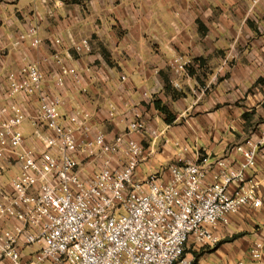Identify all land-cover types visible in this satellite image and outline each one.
Returning a JSON list of instances; mask_svg holds the SVG:
<instances>
[{"label": "crops", "instance_id": "0c3cea01", "mask_svg": "<svg viewBox=\"0 0 264 264\" xmlns=\"http://www.w3.org/2000/svg\"><path fill=\"white\" fill-rule=\"evenodd\" d=\"M251 1L0 0V90L5 75L22 71L25 61L49 75L51 55L88 40L90 54L72 53L67 63L82 74L86 92L71 84L56 90L48 82L67 101L65 115L78 109L93 114V124L111 140L125 133L138 109L162 135L154 143L134 137L143 147L135 180L153 173L168 179L181 155L208 169L209 181L217 160L238 163L231 150L264 133V0ZM30 25L38 29V49L30 47ZM175 57L187 63L185 72L174 69ZM156 101L173 116L171 124ZM31 132L25 126V134ZM253 174L263 180L261 207L243 209L220 225L216 246L187 253L193 264H264V149ZM258 243L262 258L253 261Z\"/></svg>", "mask_w": 264, "mask_h": 264}, {"label": "built area", "instance_id": "2783aa9c", "mask_svg": "<svg viewBox=\"0 0 264 264\" xmlns=\"http://www.w3.org/2000/svg\"><path fill=\"white\" fill-rule=\"evenodd\" d=\"M27 35L38 49L36 25ZM64 52L51 55L49 75L25 61L22 71L5 75L0 90V262L193 264L187 250L216 246L220 225L243 209L261 207L263 180L253 171L264 133L231 150L238 163L217 160L209 181L208 169L181 155L168 179L153 173L137 181L143 147L134 137L154 143L162 134L138 109L125 133L111 140L93 124V114L78 109L66 116L67 101L48 82L56 90L71 84L86 92L82 74L67 63L72 53L90 54L91 47L83 40ZM171 64L186 71L182 57ZM25 126L32 130L28 136ZM9 170L15 173L7 178ZM27 248L34 250L25 253ZM262 251L256 244L251 259L259 261Z\"/></svg>", "mask_w": 264, "mask_h": 264}, {"label": "trees", "instance_id": "16d2710c", "mask_svg": "<svg viewBox=\"0 0 264 264\" xmlns=\"http://www.w3.org/2000/svg\"><path fill=\"white\" fill-rule=\"evenodd\" d=\"M154 104H155L156 110H158L159 112H161L165 116L166 123L171 124L174 121V118L171 115V113L169 112V110L165 106H162L157 101Z\"/></svg>", "mask_w": 264, "mask_h": 264}, {"label": "rangeland", "instance_id": "374dc122", "mask_svg": "<svg viewBox=\"0 0 264 264\" xmlns=\"http://www.w3.org/2000/svg\"><path fill=\"white\" fill-rule=\"evenodd\" d=\"M187 253H189V254L192 253V250H187Z\"/></svg>", "mask_w": 264, "mask_h": 264}]
</instances>
